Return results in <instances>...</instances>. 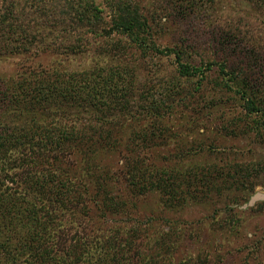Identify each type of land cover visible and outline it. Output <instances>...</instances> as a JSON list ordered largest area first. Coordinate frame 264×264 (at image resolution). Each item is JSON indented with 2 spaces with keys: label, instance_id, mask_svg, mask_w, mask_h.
<instances>
[{
  "label": "trees",
  "instance_id": "obj_1",
  "mask_svg": "<svg viewBox=\"0 0 264 264\" xmlns=\"http://www.w3.org/2000/svg\"><path fill=\"white\" fill-rule=\"evenodd\" d=\"M102 1L111 14L109 22H105L104 11L95 0H23L17 4L0 0V60L13 56L25 60L37 45L41 46V52H56L58 49L72 52L74 49L70 45L60 47L56 42L51 43V39L49 43H44L62 25L73 30L81 27L94 36L106 39L117 36L105 46L110 53L119 50L125 42L122 37H126L131 45L141 51L142 57L164 55V50L161 51L153 41V28L157 24H150L133 1ZM253 1L264 11V0ZM176 4L185 12L181 19L190 17L195 13L194 7H198L196 0L167 2L168 7ZM167 11L164 22L173 17V13L169 9ZM163 18H160L161 23ZM236 39L237 43L233 45L234 61L218 64L221 78L214 83L219 92L225 89L242 102L244 112L234 117V128L239 123L251 121L252 126L246 124L240 128V132L248 133L252 129L260 137L264 133V40L260 43L243 36H236ZM105 50L104 47L101 49L102 52ZM233 52L229 49L228 56L232 57ZM173 53L180 76L186 79L198 77L200 84L196 90L204 89L208 84L205 74L216 64L209 63L205 72L203 67L206 63L199 66L182 63L184 53L180 49H175ZM32 72L28 75H34L33 79L27 77L0 83V264H133L129 252L124 258L122 250L124 248V252H127L128 242L121 248L117 238L112 236L110 240L103 235L91 238L92 246H99L86 253L82 250L78 253L77 245H70L67 253L63 249L59 252L53 249V244L64 231L77 226L80 216L93 218V213L95 219L96 216L98 219H113L129 206L126 201L120 202L121 195L108 184L113 180L112 172L97 173L87 159V168L84 166L80 171H75L63 163V155L68 149H76L91 159L98 148L112 145L129 150L134 139L138 138L141 142H136L139 143L156 141L165 135L166 128L150 125L141 135L131 137L128 144L120 135L122 131L114 132L104 122L100 123V120L106 119V115L116 110L129 109L132 70L114 67L97 72L83 71L81 74L53 71L42 77ZM172 86L165 89V93L151 92L145 98L150 100L145 111L147 109L150 115H156L166 108L172 111L174 104L170 98L180 88L178 85ZM154 93L155 97L164 95V101L155 99L154 102ZM145 99L141 102H145ZM206 99L201 101L208 104ZM68 109H73V113ZM68 112L77 121L82 113L92 114L97 122L90 131L78 128L75 123L66 125L60 122V117ZM191 148L188 151L191 154L192 150L196 153L195 149L201 153H215L202 145ZM132 164L130 168L127 167L130 164L126 163V169H134L127 173L136 183L134 187L140 186L136 188L139 192L149 194L158 185L163 194H168L170 191L166 188L169 186L175 200L178 199L179 208L186 206L185 202L191 200V196H195V199L208 198L212 193L220 194L232 187H241L248 178V169L228 160L218 166L180 174L150 173L146 168L141 169L142 163L137 159H132ZM133 198L127 197L131 207H134ZM64 214L70 217L62 220ZM133 241L134 238H131L130 244ZM161 243L159 247L164 246ZM112 245L118 248L113 246L114 252L110 254L108 250ZM72 252H77L78 256L75 257ZM135 255L142 257L135 264H157L148 254L142 256L136 251Z\"/></svg>",
  "mask_w": 264,
  "mask_h": 264
},
{
  "label": "rangeland",
  "instance_id": "obj_2",
  "mask_svg": "<svg viewBox=\"0 0 264 264\" xmlns=\"http://www.w3.org/2000/svg\"><path fill=\"white\" fill-rule=\"evenodd\" d=\"M8 1L17 4L23 0ZM132 1L150 24H157L153 28V41L161 51L164 50V55L142 57L141 51L131 45L126 37H122L125 42L120 49L110 53L105 46L117 36L106 39L94 36L81 27L73 30L62 25L44 43H49L51 39V43L56 42L60 47L70 45L74 49L72 52L62 49L41 52V46L37 45L25 60L17 56L0 60V83L27 77L33 79L34 75H28L32 71L42 77L53 71L81 74L83 71L97 72L114 67L132 70L129 109L116 110L106 115V119L100 120V123L104 122L114 132L122 131L120 135L128 144L131 137L141 135L150 125L155 124L160 129L162 125L167 130L156 141L139 143L138 138L134 139L129 150H121L117 145L102 146L91 159L84 152L67 150L62 161L75 171H80L84 166L87 168V159L97 173L112 172L113 180L108 184L121 195L120 202L126 201L129 206L113 219H98V216L95 219L93 213V218L80 216L77 226L64 231L53 244V249L55 252L63 249L67 253L70 245H77L78 253L81 250L86 253L99 246H92L90 239L103 235L109 240L111 236L116 237L121 248L127 241L129 249L124 252L122 248L123 256L125 258L129 252L133 264L142 258L135 255L136 251L142 256L150 255L157 264H264V200L257 201L252 207H245L253 195L264 194V133L260 137L252 129L248 133H241L240 128L246 124L251 127V121L237 123L238 126L234 128L236 118L244 112L242 102L225 89L219 92L214 83L221 78L218 64L234 61L236 36L263 43V9L253 0H196L198 7H194L195 13L181 19L184 10L178 8L177 4L168 7L167 2L171 0ZM95 3L103 9L105 22H109L111 14L103 1L95 0ZM182 7L186 8L185 5ZM167 9L173 13V17L164 22ZM160 18H163L162 23ZM103 47L106 52L101 51ZM175 49L184 53L182 63L196 66L206 63L204 70L209 63L216 64L212 65L210 72L205 70L208 86L197 91L200 84L198 77L186 79L180 76L173 53ZM229 49L233 52L232 57L228 56ZM172 84L180 87L175 90L176 95L170 98L174 104L172 111L166 108L156 115H150L147 109L145 111L150 103L145 98L151 92L165 93V89H171ZM155 93L154 102L155 99H162L163 102L165 96L161 94L155 97ZM142 99L145 102H141ZM202 99L209 103L204 104ZM67 111L73 113L74 110ZM79 116L75 122L68 112L60 117V122L66 125L75 123L86 131H90L97 122L92 114L82 113ZM233 130L235 133L232 134ZM200 145L215 153H201L197 152L198 149H195L196 153L192 150L193 154L188 152L191 147ZM132 159L141 161V169L146 168L150 173L178 174L218 166L228 160L248 169V178L243 186L232 187L220 194L212 193L208 198L195 199V196H191V200H186V206L179 208L178 199L175 200L169 186L166 188L170 191L168 194H163L158 185L149 194L139 192L136 188L140 186L134 187L136 183L127 173L133 169H130L134 165ZM126 163L130 164L127 166L129 169H126ZM129 196L134 197V207L127 199ZM61 217L65 220L70 215ZM131 238H134L132 244L129 242ZM160 243L164 246L159 247ZM113 246L108 250L110 254L117 247ZM72 253L78 256L77 252ZM59 254L63 258L61 252Z\"/></svg>",
  "mask_w": 264,
  "mask_h": 264
},
{
  "label": "water",
  "instance_id": "obj_3",
  "mask_svg": "<svg viewBox=\"0 0 264 264\" xmlns=\"http://www.w3.org/2000/svg\"><path fill=\"white\" fill-rule=\"evenodd\" d=\"M260 200H264V194L256 193L250 198L248 204L245 205V207H252L257 201H260Z\"/></svg>",
  "mask_w": 264,
  "mask_h": 264
}]
</instances>
